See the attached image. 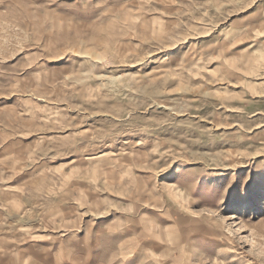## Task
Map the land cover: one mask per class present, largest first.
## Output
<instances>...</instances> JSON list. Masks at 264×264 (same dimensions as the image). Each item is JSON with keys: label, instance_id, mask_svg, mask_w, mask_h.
Here are the masks:
<instances>
[{"label": "rangeland", "instance_id": "obj_1", "mask_svg": "<svg viewBox=\"0 0 264 264\" xmlns=\"http://www.w3.org/2000/svg\"><path fill=\"white\" fill-rule=\"evenodd\" d=\"M0 264H264V0H0Z\"/></svg>", "mask_w": 264, "mask_h": 264}]
</instances>
